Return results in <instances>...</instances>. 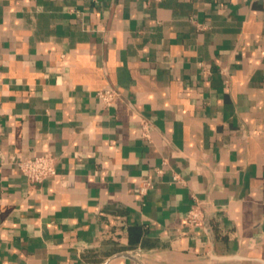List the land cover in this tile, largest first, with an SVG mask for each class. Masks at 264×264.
I'll return each instance as SVG.
<instances>
[{
    "label": "crops",
    "instance_id": "1",
    "mask_svg": "<svg viewBox=\"0 0 264 264\" xmlns=\"http://www.w3.org/2000/svg\"><path fill=\"white\" fill-rule=\"evenodd\" d=\"M0 264H264V0H0Z\"/></svg>",
    "mask_w": 264,
    "mask_h": 264
},
{
    "label": "built area",
    "instance_id": "2",
    "mask_svg": "<svg viewBox=\"0 0 264 264\" xmlns=\"http://www.w3.org/2000/svg\"><path fill=\"white\" fill-rule=\"evenodd\" d=\"M98 2L100 0H93ZM96 97L103 105L104 108L109 107L117 97V93L114 90L108 89L99 91ZM143 137L145 139L150 138L149 127L147 124L143 125ZM21 174L31 183H41L46 179L56 175V158L51 154H44L37 157L25 158L18 163ZM177 180V178H174ZM144 192V190H142ZM186 225L188 227H204L205 216L202 208L199 205H195L189 211L186 219Z\"/></svg>",
    "mask_w": 264,
    "mask_h": 264
},
{
    "label": "water",
    "instance_id": "3",
    "mask_svg": "<svg viewBox=\"0 0 264 264\" xmlns=\"http://www.w3.org/2000/svg\"><path fill=\"white\" fill-rule=\"evenodd\" d=\"M127 256H128V254H127Z\"/></svg>",
    "mask_w": 264,
    "mask_h": 264
}]
</instances>
